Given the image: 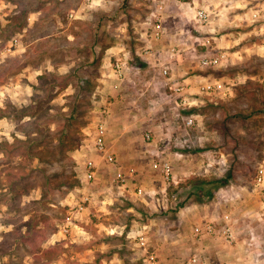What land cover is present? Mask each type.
<instances>
[{
	"label": "rangeland",
	"instance_id": "374dc122",
	"mask_svg": "<svg viewBox=\"0 0 264 264\" xmlns=\"http://www.w3.org/2000/svg\"><path fill=\"white\" fill-rule=\"evenodd\" d=\"M171 2L163 7V25L167 29L183 27L200 38L207 29L212 30L206 35L213 37L208 40L215 49L206 53L204 46H197L196 54L189 58L193 69L189 75H209L207 81L227 85L230 91L225 95H206L196 90L189 95L194 103L183 108L170 95L159 69L144 66L139 70L142 60L136 56L138 35L145 17L156 11L153 0H0V142L26 140L23 135L29 131L26 122L30 119L17 121L11 110L29 107L34 93L41 96V112L56 116L67 113L75 103L66 96L77 93L76 85L88 82L95 87L88 96H81L88 102L82 104L86 124L79 132L80 146L66 158L57 161L49 156L48 162H41L30 158L23 149L0 150V264H142L141 253L135 247V237L141 233L147 236L162 264H186L196 254L193 228L203 221L198 211L216 200L220 189L212 200L202 202L199 198L197 202L181 189L168 192V188L185 184L193 177L220 178L228 171L232 172L231 184L243 188L248 204L243 205L244 200L238 197L239 209L222 214L232 219L233 244L224 243L220 236H216L217 240L222 242L223 250L233 251L236 242L250 237L248 229H238L244 222L237 216L250 225L261 217L256 230L251 229L257 246H244L256 248L251 251V264H264V187L255 183L258 167L264 161L263 12L253 22L250 15L256 3L252 0H185L174 6ZM197 9L210 14L203 27L193 22ZM21 11L26 12L25 25L20 32L10 34L5 25ZM71 12L76 19L69 17ZM13 39L16 45H11ZM201 41L206 40L198 43ZM117 46H124L122 52H128L130 72L126 79L132 82L122 84L119 92L108 93L107 98L112 97L113 108L123 110L121 132L125 126L130 127L125 134L128 148L124 157L130 156L135 168H139L142 157L150 170L146 178L135 177V172L136 182L128 178V187L122 189L113 182L117 169L104 166L91 152L90 128L100 103L99 90L106 84L101 81L106 61L113 62L123 54ZM219 52L226 58L218 67L198 65V56ZM43 73L61 78L68 83L67 88L35 90L37 76ZM66 74L69 77L62 79ZM195 83L200 85L199 81ZM258 110L262 112L254 113ZM188 117L194 121L191 128L183 125ZM64 118H55L56 123H41L43 128L46 123L49 128V145L56 143V130L61 129ZM134 120L140 122L131 127ZM146 134L151 136L150 141L145 140ZM49 148L52 153L54 147ZM37 149L44 151V143ZM161 150L166 152L172 171L168 180L151 167L160 160L155 153ZM89 157L98 163L99 171L91 185L82 186L83 163ZM44 171L58 174L51 178L53 183L75 179L78 184L51 188L45 204H38L35 201L42 196ZM23 184L29 192L17 197ZM134 184L142 187L143 197L135 196ZM82 191L90 195V205L83 213L73 214L69 234L61 236L58 230L68 223V211ZM215 210L219 212L216 207ZM31 215L38 217L34 228L26 225ZM222 215L208 218L217 230L224 226ZM49 249L59 256L52 262L41 260V254Z\"/></svg>",
	"mask_w": 264,
	"mask_h": 264
},
{
	"label": "built area",
	"instance_id": "2783aa9c",
	"mask_svg": "<svg viewBox=\"0 0 264 264\" xmlns=\"http://www.w3.org/2000/svg\"><path fill=\"white\" fill-rule=\"evenodd\" d=\"M156 2V11L150 13V15L146 16L145 20L141 23L143 25V30L139 34L138 40L140 42L139 48L137 50L136 56L150 64H157L160 70L161 77L166 81V86L170 91V95L174 96L177 101H179L180 106L183 108L191 106L194 102L189 99V88L187 84L181 83L175 80L171 75L170 64L175 59L176 56L180 55V47L178 45L169 46L165 51L160 54L156 53L155 46L162 43L163 38L167 34L166 28L163 25V7L168 4L171 0H153ZM178 3H184L185 0H175ZM245 1V0H242ZM256 3V10L251 12V20L254 22L259 17H261L260 12H263L264 17V0H252ZM210 14L205 9H197L194 12L193 22L195 25L203 27L209 22ZM72 17V15H70ZM188 32V31H185ZM197 40V39H196ZM194 40V41H196ZM201 40V39H200ZM197 42V41H196ZM199 42V40H198ZM197 42V43H198ZM208 40L201 41L199 46L206 47L208 44ZM17 40L13 39L11 45H16ZM8 51H10L8 49ZM196 50L193 48V52ZM226 58V54L217 53V54H209L198 56V65L201 68H215L218 67L222 61ZM110 72L106 75L107 78H112L114 81L111 84V89L114 91H119L123 81L126 79L127 74H129L130 69L127 64V60L124 58H116L113 62H110L108 66ZM230 88L223 83L213 80V81H201L200 85L197 86V92L213 95V94H222L225 95V92H229ZM96 96V94H94ZM111 98L108 97L105 100V103L102 105V109L100 110V115L108 114L109 105ZM183 125L186 128H191L194 126V121L192 118L188 117L183 120ZM94 132L92 133V148L91 152L96 153L101 162L106 167L114 168L118 170L119 164L116 159V156L110 152L109 148L105 143V125L103 119L98 118L93 126ZM145 140L150 141L151 136L149 134L145 135ZM154 169H160V171L165 175V179L168 180L171 177V167L168 161H157L152 164ZM99 167L98 164L91 157L86 159L83 163L82 169V177L80 178V184L82 186L91 185L98 174ZM133 170L130 171L129 175L126 177L120 172L116 173L113 182L117 183L119 187L124 188L128 187L127 181L128 178L133 179ZM131 181V182H132ZM255 183L257 186L264 187V167L259 166L258 172L255 177ZM133 191L135 196L143 197L144 191L141 187L134 185ZM77 197V200L73 202L72 207L68 211L67 220L68 223L61 226L58 230L61 236H67L70 232V220L75 213H83L87 207L90 205L91 199L90 195L84 193L82 191ZM263 207H264V197H263ZM228 216H224V226H222L219 230L216 229L214 223L206 222L203 224L196 225L193 228V233L195 236H214L219 235L220 238L224 241V243L231 245L235 241L234 231L231 228ZM135 247L141 253V262L142 264H162L158 254L155 250L152 249L150 243L148 242V238L144 233H141L135 237ZM197 259L193 256L191 257L186 264H196Z\"/></svg>",
	"mask_w": 264,
	"mask_h": 264
},
{
	"label": "crops",
	"instance_id": "0c3cea01",
	"mask_svg": "<svg viewBox=\"0 0 264 264\" xmlns=\"http://www.w3.org/2000/svg\"><path fill=\"white\" fill-rule=\"evenodd\" d=\"M171 3L173 4V6L179 4L175 0H172ZM72 12L69 14V17H70V15H72V17H70V18H74V13H72ZM74 19H76V18H74ZM173 23L176 26L177 22L173 21ZM165 28H166L167 34L163 38L162 43L160 42V44L155 46L156 47L155 48L156 53L160 54V57H161V53L163 51H165V49H167L169 46H173V45H175V46L178 45L180 47V53L183 52V50H186V51H184V54H183L184 58H181L182 56L180 54L179 56H176L175 59L170 64L171 75L175 80H177L181 83L187 84V86L189 87V93L190 94H195V92L197 90V84L195 82L206 81V80H209L211 77L209 75H202V74L190 76L189 74L192 72L193 69L190 65L191 61L189 60V58L196 54V51L193 52V48L196 50L197 46L200 45V43H197L198 40H200V39L208 40L210 38L213 39V37L206 35V34L210 35L212 30L207 29V31H205V33H203L204 35H202L204 38H200L201 36L195 35V33L193 34L190 32H185L187 30L183 27L181 28V27L176 26L175 28L173 27V28L167 29V25H165ZM140 33L141 32H139V34ZM199 34H201V33H199ZM245 34H247V33H244V35ZM260 34L261 33H259V35ZM138 37H139V35H138ZM167 37H169V39L167 41H165ZM194 40H196L197 42ZM163 41H165L164 44H163ZM230 43L231 42L229 41L226 44V46L230 45ZM183 46L184 47L186 46V49H183ZM117 47H118V50H121V52H122V50H124V49H122V48H124V46H117ZM212 49H215V47H213L209 41L204 50L207 53V52H210ZM261 49H264V47H261ZM126 51L127 50L122 52L123 54H122L121 58L128 60V52H126ZM189 54H190V56H189ZM206 55H209V54H206ZM161 59H162V57H161ZM141 62L144 63L146 67L149 66V68L159 69L157 64H150V63L144 62V61H141ZM109 64H110V62L106 61V66H105L106 70H105L104 74L102 75V79H101L102 83H106V84L104 85L103 88L101 87L102 89L100 88L99 93H98L100 96V103H99V106L97 108V111L94 112L95 116H93V121L90 123L91 131H92V133L94 132L93 126H94V123L97 121V119L98 118L103 119L104 125H105V138H104V140H105L106 146L109 148L110 152H112L116 156V159L119 162L118 164L120 165L118 167L117 172H120L121 174H123L124 176L127 177L129 175L130 171L133 170L134 175H135V172H137L135 177H141V178L149 177L147 175L150 174V170L148 171L147 170L148 168H146V160H144L141 157L140 162H138V164H137V165H140L139 168H135V167H133L134 163L132 162L131 157L130 156H129V158L124 157L123 153L126 152L127 148H128L125 134L130 131L129 130L130 127L128 128V126H125V128L123 129V132H121L122 129L120 126L123 125L122 123L124 121L122 119L123 115H124L123 110L118 109V108H113L115 102L114 103L112 102L111 96H109L111 98V100H110L111 102L109 105L108 114H106V115H100L99 114L100 110L102 109V105L105 103V100L107 99V94L108 93H110V94L117 93L121 90V88H120L119 91H114L110 87L114 80L111 77L107 78V76H106L110 72V70L108 68ZM128 67L130 69L129 65H128ZM139 70H141V68ZM130 82H132V79L130 81H127V79H125L122 84L123 85L129 84ZM164 82L166 84L165 80H164ZM105 86H107V87H105ZM155 86H156V84H154L153 88H155ZM189 99L194 101V99H192L191 97H189ZM139 122L140 121H138V120H134V121H131L129 125L131 127L136 126V124ZM155 154L160 157V160H158V161H167L166 158H168V156L166 155L165 151L161 150ZM92 156H93V154H92ZM148 163H150V162L148 161ZM259 166L264 167V161ZM151 167L153 168V166H151ZM157 170H160V169H157ZM172 170H173V167H172ZM174 178L176 179V177H174ZM134 180L136 182V179H134ZM127 185H128V183H127ZM134 185L141 187L137 184H134ZM236 187L237 186L230 184L227 187L221 188L215 194L216 200H214L213 202H211L207 205L202 206L200 208V210L198 211L199 212L198 214H199L200 218H202L201 215H203V218H202L203 221H201V223H199V224H203L206 222L212 223L214 221H211L208 218L213 219V218L219 216L220 214L222 215L223 212L232 211L233 208H234V210H237V208L239 209L238 205L240 202L236 205L239 198L244 200L243 205L248 204L247 202H245V195H244L243 191H241V189H243V188L242 187L236 188ZM220 197L222 200L220 199ZM262 203H261L262 208H264ZM243 205L240 204V206H243ZM215 207L218 208L219 212H217V210H215ZM210 214H211V216H210ZM244 214L247 215L248 212H246V213L244 212ZM224 216H228L229 224H230L231 228L234 229V225H233V222H231L232 219L230 218V215L229 214L222 215L221 217H222L223 222H224V220H223ZM254 216H255V214H254ZM254 216L252 218H254ZM237 217H238V219H240V221L244 222V223H241L242 225H239L238 229H240V228L248 229L250 232V237L243 238L245 241H240V242H238V244L236 242V245L233 247L234 249L232 248L233 251H226V250H223L222 242L220 240H217L218 237H216V236H219L218 234L214 235V236H206V235L195 236L197 238V240L194 241L193 245H194V249L196 251V254L193 256L197 259L196 264H224V263L225 264H251V262H250L251 251H255L256 248H248V246H244V244L251 245V246H253V245L257 246V244H258V243H256L257 237L254 236V232H253L254 230H251V229L256 230V227L258 226L257 221L258 222L261 221V217H258L257 221H255V219H253V223L251 225L247 224V222L245 220H242L241 217H239V216H237ZM234 222L236 223L237 220H234ZM209 237H213V238H209ZM246 258H248V259L246 260ZM252 259H254V258H252ZM169 264H171V261L169 262Z\"/></svg>",
	"mask_w": 264,
	"mask_h": 264
},
{
	"label": "trees",
	"instance_id": "16d2710c",
	"mask_svg": "<svg viewBox=\"0 0 264 264\" xmlns=\"http://www.w3.org/2000/svg\"><path fill=\"white\" fill-rule=\"evenodd\" d=\"M25 11L18 12L14 14L9 19V23L5 25V28L9 29L10 34H14L16 32H20L22 27L25 25L27 19H25ZM135 60H138L135 58ZM132 61V60H131ZM138 64V63H137ZM145 66L144 63H139V68H143ZM69 77V74L63 76L62 79ZM61 78L56 77L53 74L43 73L37 76L38 85L35 86V90L41 91H49V90H58L63 91L67 88L68 83L61 81ZM250 84V83H249ZM261 87V86H260ZM94 86L89 84L88 82H84V85H76V94L66 96L68 101H75V103L71 104L70 109L67 113H59L56 116L48 115L46 111L41 112L40 110V99L41 96L38 93H34L32 95L31 105L29 107H25L22 109L11 111L17 115V121L23 120V118L28 117L30 121L29 123L26 122L28 125L29 131L26 132L23 136L26 137V140H22L19 138H14L12 143L7 141L0 142V150L5 152H12V150H24L30 158H36L41 162H48L49 156H53L57 161H60L62 158H66L68 154L74 150H76L80 146V137L79 132L83 126H85L86 121L82 119L83 116V106L82 104H87L88 102L85 101L86 99H82L81 96H88L89 93H92L94 90ZM245 88V87H244ZM49 99V97H48ZM264 111V108L262 109ZM262 110L254 111L262 112ZM61 116H64L63 123H61V129H57L56 132L59 133L56 138V143L54 145H49L47 142V138L49 137V128L46 126L43 128L44 121H49L50 123H56L55 118H59L61 120ZM3 117V112L1 111L0 118ZM46 142V143H45ZM42 143L45 145V150L41 151L37 148H40ZM47 146H52L53 152L50 153L48 151L50 148ZM36 149V150H35ZM24 153V152H23ZM25 154V153H24ZM52 163V161H51ZM45 172V171H44ZM57 173H46L45 172V181L44 184L41 186L42 196L41 199L35 201L36 203L45 204L46 198L48 196V192L51 188L57 189L62 184L67 185L68 187L72 188L78 184V181L73 179L70 182L60 181L59 183L51 182V178L57 176ZM232 180V172L228 171L223 177L220 178H212V179H205L203 177H193L187 181L185 184H179L177 187H169L168 192L170 190L177 191L183 190L185 194L189 196H194L196 201L199 202H207L212 200L213 195L216 191L221 188L227 187L231 184ZM18 184V181H17ZM194 185L190 188H187L188 185ZM29 192V188H26V184L21 185L19 190L17 191V197L21 196L22 194H27ZM181 205H179L180 207ZM43 218V217H41ZM38 217L36 215H31L29 217V221L26 223L27 227L29 226L34 228L38 224ZM59 256V253L55 250L49 249L41 254L40 259L46 262H52ZM142 263V262H141Z\"/></svg>",
	"mask_w": 264,
	"mask_h": 264
}]
</instances>
